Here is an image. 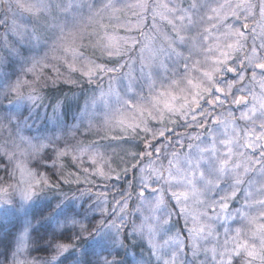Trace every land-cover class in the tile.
I'll use <instances>...</instances> for the list:
<instances>
[{"label": "snow or ice", "instance_id": "6c2138e0", "mask_svg": "<svg viewBox=\"0 0 264 264\" xmlns=\"http://www.w3.org/2000/svg\"><path fill=\"white\" fill-rule=\"evenodd\" d=\"M0 27V264H264V0H0Z\"/></svg>", "mask_w": 264, "mask_h": 264}, {"label": "trees", "instance_id": "16d2710c", "mask_svg": "<svg viewBox=\"0 0 264 264\" xmlns=\"http://www.w3.org/2000/svg\"><path fill=\"white\" fill-rule=\"evenodd\" d=\"M79 76H77L76 78H78ZM88 92H90V88L88 86V84L85 82L83 83L82 86H76V87H71L69 88L67 85L61 84L56 88H50L48 90V97L49 99H46L45 103H48L50 101H55L57 98H63L65 96H67L69 98L68 100V104H69V111L71 109L70 106H76L77 108V104L80 105L81 99L85 97V95L88 94ZM87 93V94H86ZM75 104V105H74ZM35 163V162H34ZM70 158L69 160H67L65 162V172H71V171H76L75 167H68L67 165L70 164ZM63 190L65 192H68V187L64 186Z\"/></svg>", "mask_w": 264, "mask_h": 264}, {"label": "rangeland", "instance_id": "374dc122", "mask_svg": "<svg viewBox=\"0 0 264 264\" xmlns=\"http://www.w3.org/2000/svg\"><path fill=\"white\" fill-rule=\"evenodd\" d=\"M3 31H4V29H3L2 27H0V34H2ZM88 31H92V28L89 27ZM121 34H123V33H121ZM85 43H87V41H85ZM92 51H93V50H92L91 48H88L86 54H87V55H92ZM97 55H99V54L97 53ZM75 76H76V77L79 76V73L75 74ZM105 86H107L106 83H105ZM90 93H91V89H90V92H88V94H87V93H86V94L89 95ZM83 103H84V98L81 99L80 105H83ZM74 105H75V104H74ZM70 107H71V109H70L69 112H70V114H71L72 112H75V110H76V106H74V107H73V106H70ZM49 111H50V109H49ZM88 139H90V140H91V139H98V137H96L95 134H93V135L90 136ZM84 142L86 143V142H88V141L85 140ZM34 162H35V161L32 160V159H28L27 164H28L29 167H35V163H34ZM40 170L43 171L42 168H41ZM68 194L70 195L71 193L69 192Z\"/></svg>", "mask_w": 264, "mask_h": 264}]
</instances>
